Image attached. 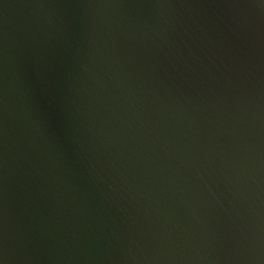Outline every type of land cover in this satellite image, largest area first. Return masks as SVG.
<instances>
[{
	"label": "water",
	"instance_id": "obj_1",
	"mask_svg": "<svg viewBox=\"0 0 264 264\" xmlns=\"http://www.w3.org/2000/svg\"><path fill=\"white\" fill-rule=\"evenodd\" d=\"M0 264H264V0H0Z\"/></svg>",
	"mask_w": 264,
	"mask_h": 264
}]
</instances>
